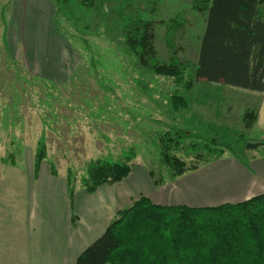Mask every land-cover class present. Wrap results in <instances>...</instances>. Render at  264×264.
I'll list each match as a JSON object with an SVG mask.
<instances>
[{
  "label": "rangeland",
  "instance_id": "1",
  "mask_svg": "<svg viewBox=\"0 0 264 264\" xmlns=\"http://www.w3.org/2000/svg\"><path fill=\"white\" fill-rule=\"evenodd\" d=\"M89 1L93 4L51 0L53 30L47 39L38 36L40 46L36 47L41 58L33 65L28 64L20 44H14L11 51L6 48L5 33L12 7L11 2L3 1L0 14V167H3L0 168V187L10 194V183L22 186L23 217L29 209V191L34 190V184L25 179L26 169L32 168L34 145L42 134L47 143V156L54 163L58 177H64L69 166L80 171L90 159L120 157L127 146L137 151L132 173L138 171V166L156 168L155 136L172 125L221 140L239 136L246 142V152H242L238 140L235 155L226 152L216 163L235 158L251 166L253 159L248 153L264 162V92L201 81L185 92L188 106L174 109L171 96L175 91L183 92L182 87L176 85L172 77L137 67L120 49L124 22L127 16L135 18L134 4L140 8L142 18L155 16L166 23L176 14L182 15L189 26L184 27L173 53H178L180 58L194 57L195 34L200 27L190 11L189 0H157L154 5L157 13V8L154 12L150 10L152 0ZM157 29V57L168 63L173 46L166 45L165 26L159 25ZM45 32L48 34V29ZM60 61L57 70L54 66ZM247 108L258 114L248 128L242 122ZM207 125H210L208 129ZM189 143L190 139L185 140L177 151L181 157L191 153ZM9 153L14 155L15 166L1 161ZM42 164L47 166L48 174V161ZM42 171L45 174L44 167ZM6 198L0 201L6 202ZM32 200L34 203L38 200L37 192L33 193ZM72 200L68 198L69 203ZM48 202L51 213L62 209L63 202L57 195L51 193ZM13 218L11 211L3 213V219ZM5 228L19 233L15 220L5 224ZM10 240L13 238L7 241ZM8 252L17 258L16 252Z\"/></svg>",
  "mask_w": 264,
  "mask_h": 264
},
{
  "label": "trees",
  "instance_id": "2",
  "mask_svg": "<svg viewBox=\"0 0 264 264\" xmlns=\"http://www.w3.org/2000/svg\"><path fill=\"white\" fill-rule=\"evenodd\" d=\"M80 2L93 4L89 0ZM151 2L150 10L154 12L157 0ZM132 6L135 18L127 16L124 22L120 49L137 67L172 77L182 87L183 92L175 91L171 96L174 109L188 106L185 92L201 81L264 92V0H189L190 11L200 27L191 58L173 53L184 27L189 26L182 15L176 14L165 23L155 16L140 17V8ZM159 25L165 26L166 45L173 46L168 63L157 57L155 38ZM257 115V111L247 108L242 115L243 125L252 126ZM155 138L158 167L146 166L155 187L217 160L226 152L235 155L238 140L242 152H246V142L239 136L221 140L213 135L189 133L175 125ZM187 139L191 153L181 157L177 151ZM127 147L120 157L101 156L86 161L80 171L67 167L64 179L69 200L78 188L92 193L101 185L122 181L137 157V151ZM32 157L34 177L44 160L51 174H57L47 156L44 134L36 140ZM1 161L15 166L13 153ZM71 220L75 224L76 217L72 215ZM73 264H264V192L236 203L199 207L155 204L140 194L115 212L104 231Z\"/></svg>",
  "mask_w": 264,
  "mask_h": 264
},
{
  "label": "crops",
  "instance_id": "3",
  "mask_svg": "<svg viewBox=\"0 0 264 264\" xmlns=\"http://www.w3.org/2000/svg\"><path fill=\"white\" fill-rule=\"evenodd\" d=\"M3 1L0 0V14ZM6 2H11L12 7L8 32L5 33L6 47L11 51L14 44H20L22 51L25 50L28 64L33 65L35 60L41 58L36 47L39 45L37 40L40 37L47 39L53 30L51 0ZM46 15L49 16L48 20ZM38 16L42 18H36ZM47 29L48 34L45 32ZM60 64L61 61L54 67L58 70ZM251 159V166L235 158L216 163L218 159L159 187L153 185L147 169L138 166V171L132 173L131 170L122 181L101 185L92 193L78 188L71 203L68 202L64 177L52 175L49 168L47 174V166L42 163L36 177L32 168L26 169L28 173L25 179L29 184H34V190L29 191V209L24 217L20 208L22 186L10 183V194L0 187V199L7 197L6 202L0 201V264H73L76 257L104 231L115 212L128 206L140 194L156 204L199 207L236 203L263 193L264 162L257 157ZM35 192L38 200L34 203L32 195ZM51 193L63 202L62 209L57 213L50 212L48 200ZM7 210L15 218L3 219V213ZM72 215L76 217L75 224L71 220ZM13 220L19 227V233L5 228V224ZM11 238L13 240L7 241ZM9 250L16 252V259L9 254Z\"/></svg>",
  "mask_w": 264,
  "mask_h": 264
},
{
  "label": "water",
  "instance_id": "4",
  "mask_svg": "<svg viewBox=\"0 0 264 264\" xmlns=\"http://www.w3.org/2000/svg\"><path fill=\"white\" fill-rule=\"evenodd\" d=\"M248 146H250V145H248Z\"/></svg>",
  "mask_w": 264,
  "mask_h": 264
}]
</instances>
